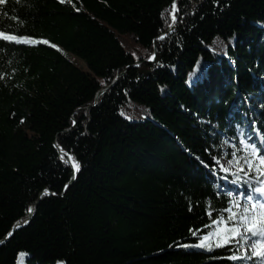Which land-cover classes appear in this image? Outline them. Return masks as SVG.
Wrapping results in <instances>:
<instances>
[{
  "label": "trees",
  "instance_id": "1",
  "mask_svg": "<svg viewBox=\"0 0 264 264\" xmlns=\"http://www.w3.org/2000/svg\"><path fill=\"white\" fill-rule=\"evenodd\" d=\"M172 5H0V30L49 41L0 40V264H264L183 247L248 191L208 166L232 159L236 125L264 147V0H176L170 28Z\"/></svg>",
  "mask_w": 264,
  "mask_h": 264
},
{
  "label": "snow or ice",
  "instance_id": "2",
  "mask_svg": "<svg viewBox=\"0 0 264 264\" xmlns=\"http://www.w3.org/2000/svg\"><path fill=\"white\" fill-rule=\"evenodd\" d=\"M6 0H0V5L5 4ZM19 2V0H17ZM63 3L64 0H61ZM71 3V0H68ZM218 2V0H216ZM79 10V9H77ZM178 8L176 6V0H173L171 15V28L177 22L176 12ZM163 15V13H162ZM165 36L167 33L164 34ZM164 36L158 37L163 39ZM0 40L8 43L37 45L40 43L48 44L46 39H36L28 35H18L14 32L0 30ZM52 47H56L52 45ZM155 53L152 54L149 59H154ZM163 90V89H161ZM23 122V121H21ZM75 123V121H73ZM236 127L240 129L239 145L236 144L232 147L236 149L231 152L232 159L227 161V164H211L209 167H219L225 174L223 179L228 180L231 178V183L236 185L247 186V193L241 191L238 193L229 192V197L232 199L229 201V207L225 209L228 213L226 218L217 217L213 223L221 225L224 233L226 234L224 242L217 244L218 247H224L230 243L237 244V250L229 259L233 261L253 258H264V147L257 146L255 143H251L247 134L241 128V125L237 124ZM255 134V132H253ZM261 140L264 141V135H261ZM242 153L237 155V153ZM59 159L64 163H71V167L74 172H78L81 168L80 163L74 156H69V159H65V155L62 152ZM215 159V158H214ZM230 174V175H229ZM75 178V177H73ZM47 191V190H45ZM32 211L31 208L28 209ZM192 231L195 235L196 232ZM11 235V233H8ZM211 233L205 234L196 244L183 245V247H198L210 250L213 245L207 243L210 240ZM19 255L24 256L25 253ZM56 264H66L63 260H58Z\"/></svg>",
  "mask_w": 264,
  "mask_h": 264
},
{
  "label": "rangeland",
  "instance_id": "3",
  "mask_svg": "<svg viewBox=\"0 0 264 264\" xmlns=\"http://www.w3.org/2000/svg\"><path fill=\"white\" fill-rule=\"evenodd\" d=\"M67 55L69 57H71L74 62L80 66L81 68L83 69H86L87 66H86V63L81 60L80 58L76 57L75 55L73 54H70V53H67ZM141 110H139L141 112V114L139 115H135L134 114V109H130L129 111H124L123 114L125 115V117L127 118H130V119H133V118H138L141 117V118H145L147 115H149V112H148V109L144 108L143 106H140ZM231 158H227V157H222L220 159V163L221 164H224L225 166H228V167H231L230 165L227 164V161L230 160ZM225 236L226 234L224 233L221 225L219 224H214V229H213V232H212V235L210 237V240L215 244H220L221 242H224V239H225Z\"/></svg>",
  "mask_w": 264,
  "mask_h": 264
},
{
  "label": "water",
  "instance_id": "4",
  "mask_svg": "<svg viewBox=\"0 0 264 264\" xmlns=\"http://www.w3.org/2000/svg\"><path fill=\"white\" fill-rule=\"evenodd\" d=\"M149 60H153V59H149ZM103 92H104V91H101V92L98 94V96H100ZM59 149H60L61 152H63L65 155H67L68 159H69V156H73L72 154L67 153V152L64 151L63 149H61V148H59ZM75 159L77 160V158H75ZM77 161H78V160H77ZM78 162H79V161H78ZM69 164H71V163H69ZM78 172H79V171H78ZM78 172H74L73 177H75V178H72L71 183L75 181ZM71 183H69V184L67 185L66 188H68V187L71 185ZM19 226H21L20 223H18V225L14 228V230H13V232H12V234H11L10 236L13 235L14 231L17 230V228H19Z\"/></svg>",
  "mask_w": 264,
  "mask_h": 264
}]
</instances>
